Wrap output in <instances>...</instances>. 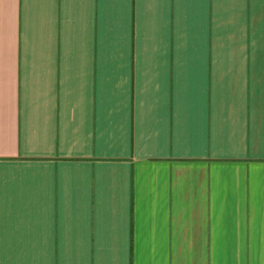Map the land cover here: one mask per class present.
Here are the masks:
<instances>
[{
  "label": "crops",
  "instance_id": "crops-1",
  "mask_svg": "<svg viewBox=\"0 0 264 264\" xmlns=\"http://www.w3.org/2000/svg\"><path fill=\"white\" fill-rule=\"evenodd\" d=\"M0 264H264V0H0Z\"/></svg>",
  "mask_w": 264,
  "mask_h": 264
}]
</instances>
